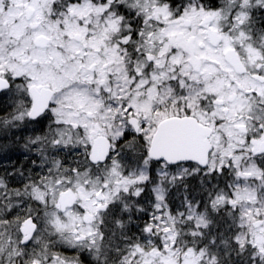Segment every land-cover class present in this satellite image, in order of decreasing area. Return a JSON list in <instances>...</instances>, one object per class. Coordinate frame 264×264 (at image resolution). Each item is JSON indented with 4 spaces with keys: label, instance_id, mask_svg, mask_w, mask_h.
Returning <instances> with one entry per match:
<instances>
[{
    "label": "snow or ice",
    "instance_id": "6c2138e0",
    "mask_svg": "<svg viewBox=\"0 0 264 264\" xmlns=\"http://www.w3.org/2000/svg\"><path fill=\"white\" fill-rule=\"evenodd\" d=\"M0 264H264V0H0Z\"/></svg>",
    "mask_w": 264,
    "mask_h": 264
}]
</instances>
